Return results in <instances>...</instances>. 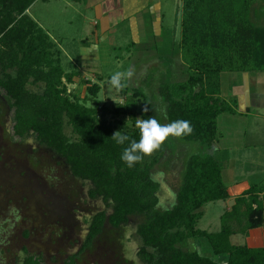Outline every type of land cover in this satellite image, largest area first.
Here are the masks:
<instances>
[{
  "label": "trees",
  "instance_id": "trees-1",
  "mask_svg": "<svg viewBox=\"0 0 264 264\" xmlns=\"http://www.w3.org/2000/svg\"><path fill=\"white\" fill-rule=\"evenodd\" d=\"M36 1L0 0V89L14 109V135L22 139L34 135L40 145L66 161L75 177L93 184L92 198L102 197L112 204L109 215L101 211L93 217L85 247L105 225L119 228L132 215H148L151 218L137 230L143 242L137 255L145 264H264V246L232 244V235L241 232L233 224L225 225L237 216L233 220L246 219L247 231L264 227V180L252 183L236 198L231 211L222 216L221 231L199 228L204 206L230 198L223 163L214 149L220 140L218 119L235 114L236 102L220 96L221 74L264 72V25L257 0H182L179 52L187 78L162 84L160 93L169 123L186 119L192 124V134L180 138L200 143L208 153L190 157L175 204L164 211L156 210L160 185L152 177L161 155L145 156L132 168L121 161L129 142L119 145L112 140L116 129L105 119L107 109L100 118L97 108L86 106L68 91L67 85L80 73L65 71L56 43L28 15ZM87 85L97 95L99 85ZM132 91L142 101L140 117L154 116L159 121L150 98L139 89ZM127 112L128 104L116 106L117 115ZM132 119L135 124L134 114ZM122 133L139 139L138 129ZM202 239L209 243L211 254L204 255L199 246L190 248V241ZM22 264L43 262L28 255Z\"/></svg>",
  "mask_w": 264,
  "mask_h": 264
},
{
  "label": "rangeland",
  "instance_id": "rangeland-1",
  "mask_svg": "<svg viewBox=\"0 0 264 264\" xmlns=\"http://www.w3.org/2000/svg\"><path fill=\"white\" fill-rule=\"evenodd\" d=\"M151 2L154 7L160 5L162 20L159 21L158 15L152 14L154 20L143 13L146 34L144 37L141 33L138 44L134 43L135 34L127 21L102 33L103 22L86 0H38L30 11L63 50L61 63L65 71L84 76L76 77L73 84H68V91L86 106L97 108L100 118L103 109H107L105 119L116 131L135 130L132 114L141 118L142 101L133 96V88L150 98L152 112L160 123H169L160 87L187 78L179 52L182 0ZM256 5L261 10L258 13L263 14L264 0H257ZM260 24L264 25V22ZM159 32L162 41L157 43L155 34ZM130 67L134 69V76L127 81V87L120 91L112 88L108 83L110 76ZM229 73H224L221 83L227 96H230L231 78L238 74ZM87 83L99 85L97 95L89 92ZM118 104H128V112L117 115ZM257 121L253 126L254 135L249 130L245 136L244 132L250 127L249 119L235 121L228 114L218 119L222 140L220 138L215 145L214 153L223 163L226 185L235 177L237 181L247 178L250 183L264 180V120ZM13 126L14 109L5 91L0 89V264H22L28 255L39 257L43 264H65L71 258L75 264H145L137 255L143 247L137 230L151 216L132 215L128 223L119 228L105 225L101 235L85 247L93 217L101 211L109 215L112 204L102 197L92 198L91 182L75 177L66 161L40 145L34 135L23 139L16 137ZM248 142L257 145L246 147ZM247 148L254 155L240 159L239 153ZM207 153V148L200 143L169 137L151 155H161L152 170L153 179L160 185L157 211L174 206L190 157ZM230 187L228 185L234 192ZM227 206L228 201L204 206L199 228L212 233L221 231ZM234 217L237 216L227 219L225 225L230 226ZM235 221L233 226L236 224L241 233L231 237L234 245L264 246L263 227L247 231L246 219ZM190 243L191 249L199 246L201 253L211 254L207 240Z\"/></svg>",
  "mask_w": 264,
  "mask_h": 264
},
{
  "label": "crops",
  "instance_id": "crops-1",
  "mask_svg": "<svg viewBox=\"0 0 264 264\" xmlns=\"http://www.w3.org/2000/svg\"><path fill=\"white\" fill-rule=\"evenodd\" d=\"M43 1H46V0H43ZM72 1L81 2L82 0H72ZM86 1H88V3H89V8H92L96 12L97 17L101 20V22H103V25H102V31L103 32L102 33H104L105 30L113 28L114 25H117L118 23L127 21L131 24L132 31L135 34V36H134V38H135L134 43L135 44H138L140 42L141 33L143 36L146 34V30L143 26V18H144L143 13L144 14L147 13L148 15H151L150 16L151 19H154V20H155V18H153L152 16L158 15L159 21L162 20L161 16L159 15L160 5L157 4L154 7V3H152L151 0H86ZM32 7L33 6H31L28 9V11H27L28 15H30V11H31ZM259 15H260V20L264 22V13L263 14L259 13ZM151 21H153V20H151ZM159 34H160V32L155 34L156 35L155 38H157V43L162 41V39H161L162 37ZM49 36H50V34H49ZM51 39H52V37H51ZM56 45L59 48V50L61 51V56H64V52L61 49V47L58 45V43H56ZM224 73H229V72H224ZM224 73H222L221 77H220V85L221 86H222L221 83H222V81H224V77L226 75ZM236 73H238L236 75V77L231 78V81H230V82H232V87L230 88V96H227V93H225L226 91L223 92L222 87H221V95L220 96L223 99H225L226 97L230 100L235 99V102H236V113L235 114L225 113V114H228L229 116L233 117V119H235V121L239 120V119H247V120L249 119L250 120V127L248 128V130H246V132H244V135L246 136L248 134L249 130H250V132H252V135H254L255 128L253 126L258 122L257 120H259V119L264 120V72H249V73L236 72ZM229 75H230V73H229ZM82 77H84V76L80 74L79 78H82ZM75 79H74V82H75ZM221 140H222V138H221ZM250 145L256 146L257 144H252L251 142H248V143H246L245 146L247 147ZM253 155L254 154L250 153V149L247 148L244 151H241L239 153L238 157L241 159V158H246V157L253 156ZM262 163L264 164V162H262ZM233 164H234V162H233ZM229 172L231 174H233L232 169H230ZM263 172H264V170H263ZM251 184L252 183H250L249 179H247V178H243L242 180L237 181L236 177H235L229 182L228 185L232 186V187H230V189L234 190V192H231L229 190L230 198L228 200H226V201H228V206H227L226 212L231 211L232 207L235 204L236 198L238 196H241L242 194H244V192L249 189ZM235 222L236 221L234 220L231 224H233ZM234 227H235V229L237 228L236 224ZM263 229H264V227H263ZM238 234H240V233L238 232V233L233 234V235H238ZM254 248H258V247H254Z\"/></svg>",
  "mask_w": 264,
  "mask_h": 264
},
{
  "label": "clouds",
  "instance_id": "clouds-1",
  "mask_svg": "<svg viewBox=\"0 0 264 264\" xmlns=\"http://www.w3.org/2000/svg\"><path fill=\"white\" fill-rule=\"evenodd\" d=\"M134 76V69L113 73L108 83L117 91L123 90L127 87V81ZM148 112V107L143 109ZM135 127L139 131V139H131L127 134L122 133L121 130L114 131L111 138L117 144L123 145L129 142L121 153V161L128 167L132 168L136 164L142 162L145 156H151L158 151L169 137H182L191 135L193 132L192 124L186 119H177L170 123L162 124L154 116L147 119L136 118ZM113 171H115L113 169ZM226 264V262H225Z\"/></svg>",
  "mask_w": 264,
  "mask_h": 264
},
{
  "label": "flooded vegetation",
  "instance_id": "flooded-vegetation-1",
  "mask_svg": "<svg viewBox=\"0 0 264 264\" xmlns=\"http://www.w3.org/2000/svg\"><path fill=\"white\" fill-rule=\"evenodd\" d=\"M17 137V136H16ZM70 260V259H69Z\"/></svg>",
  "mask_w": 264,
  "mask_h": 264
}]
</instances>
